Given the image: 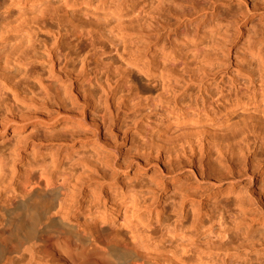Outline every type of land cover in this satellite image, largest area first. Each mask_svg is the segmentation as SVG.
Listing matches in <instances>:
<instances>
[{
  "label": "rangeland",
  "instance_id": "374dc122",
  "mask_svg": "<svg viewBox=\"0 0 264 264\" xmlns=\"http://www.w3.org/2000/svg\"><path fill=\"white\" fill-rule=\"evenodd\" d=\"M3 1L0 0V2ZM63 1L66 0L7 2L1 14L4 13L9 17H4V14L1 16L12 20L13 17L18 19L17 17L22 13L26 18L21 16V19L20 17L19 21L23 22L20 26L27 28L29 24L31 28L33 26L37 28L34 29L36 33L33 32L32 35H34L31 38L36 42L35 44L38 43L39 47L40 41H46L49 44L51 40H56L57 45L52 41L53 44L50 43V47L57 46L61 52L66 49L70 53V57L67 58L70 62L76 60L77 55H74L76 51L73 48L76 49L79 46L80 58L84 59L87 64L85 74L88 73L87 76L92 80L91 84L85 82L83 86H90L89 89L92 86L93 89H97L100 82L104 83L102 87L106 93L100 92L103 94L101 96L98 92L100 96L96 97L102 101L97 100L93 111L102 125L97 126L90 120L87 111L84 110V103L79 101V114H83L84 118L81 120L82 126H79V130L83 132L81 134L82 144L87 147L84 152L90 154L91 158L95 156V161L92 158L93 164H99L93 165L94 170L98 167L97 170L102 171L101 175L105 174L107 179H111L122 194L128 191L123 208L130 202V195H133L137 204L143 206L145 203L143 208L148 209L154 207L155 204L164 206L165 211L160 217L161 220L174 221L184 204L186 209L184 222L191 221L192 210L197 209V216L206 221V228L210 232L206 233L207 229L195 232L188 225L186 229H183L184 235H187L184 243L193 244L192 247L196 248L200 246L199 254L203 251L201 245L208 240L207 234L212 233L211 242L215 241L214 244H216L213 246L217 248L209 250V247H204L207 251L201 256L203 263L250 264L252 260L254 262L262 260L261 263L264 264V229L255 223L259 219L262 220L259 212L264 205V169L260 175L257 173L254 175L256 182L260 183V192L255 190V183L249 185L250 180L246 174L247 171L249 173L252 170L258 171V164L257 166L250 164L247 170L243 171L238 168L237 160H232L231 163L234 168L232 174L234 180L225 179L212 185L208 183L207 177H204L205 181L193 179L188 167L182 172L171 173V168L165 167L151 156L149 158L150 151L147 148L150 146L148 143L150 140L157 142L158 139L168 138L169 143H172L179 138H177L178 134L179 136L181 134L177 129L179 125L171 112H225L238 106H245V109L238 108L237 112L228 119L211 122L207 130L213 135L232 134L234 130L252 121L250 114L257 115V118L264 123V103L261 98L264 92V6L258 0H67L65 3ZM65 5L70 6L67 13L63 10ZM64 13L68 15L65 16ZM10 16H12L11 19ZM23 18L26 20L24 21ZM33 19L39 20L38 23L44 21L43 27L39 29L38 24L34 25ZM7 20L3 26H0V33L3 32L2 35H4L0 39V56L4 55V57L14 49L13 46L19 45L14 33L17 25L21 24L18 22L14 25L16 28L13 29L14 26H10L12 23ZM77 32V36L81 35V38L75 35ZM112 32H114L113 35H111ZM35 36L36 38H33ZM76 44L77 46H74ZM9 55L12 54L9 53ZM11 57L5 58L10 60ZM124 71L126 74L129 73L128 77L132 79L129 80L140 91L139 100L122 87L121 78L125 75ZM18 79L21 84L26 82L24 78L23 82H20L21 77ZM68 83L70 82H66V88ZM112 91L117 94L114 100L111 99ZM127 92H129L128 95ZM122 95L125 98L121 102L128 103L129 101L128 104L121 105L119 97ZM104 99L107 106H105ZM125 106L128 107L124 108ZM53 130L54 132L48 135L50 142L44 144L48 161L51 156L55 158L60 156L59 150L58 153L52 142L65 134L58 127ZM123 133L127 136L124 144H122ZM30 135L32 136L31 133ZM33 139L29 137L26 141L30 143ZM10 140L9 136L4 140L0 139V150H4ZM257 142L253 153L258 155L264 167V144L262 146L264 142L259 140ZM51 152L52 155L49 154ZM97 156L100 157L97 158ZM183 159L182 157L178 160L184 161ZM229 164L226 160L222 166L212 160L203 162L206 172H213L216 176L230 170ZM57 173L59 174L58 171H54L53 178L57 176L60 182L58 184L61 185L64 181L63 186L69 185L73 177L66 183L67 180H62L60 174L57 175ZM6 174L7 176H3L10 178L8 171ZM45 175L35 169L30 171V187H45L46 182L50 183L47 179L50 178V174L47 178ZM84 176H80L79 182L76 181V183L80 184L83 180L81 183L86 182L87 175L84 174ZM21 178V182L24 181V176ZM4 179H0L1 184ZM6 180L8 179H5V184L2 185L5 188L0 185L1 191L5 192L0 194V215L5 214L3 207L10 210V200L14 199ZM73 182L75 183L74 180ZM88 190V192L93 191L97 196L96 202H91L93 206H100L101 201L106 200L107 188L102 190L100 183L94 184ZM75 192L76 197L78 192L76 190ZM226 192L228 195L222 196ZM90 200L85 203L90 204ZM139 201L145 202L140 203ZM21 215V210H15L14 216ZM23 218L25 221L29 220L28 216ZM249 219L253 220L251 225L247 223ZM152 222L154 224L151 231L159 230V224L155 220ZM12 226V220L5 226L3 220L0 219V244L6 241L8 230ZM248 226H250L249 230H247ZM108 229L111 234L116 230L115 226ZM124 230L119 231L127 234ZM203 236L207 239H203ZM179 239L178 236L172 239L169 237L161 239L158 233L155 241L159 247H167L172 253L176 251ZM256 240L259 241L256 243ZM231 241L236 243L227 248L224 244L227 245ZM15 244L12 245V249L16 247ZM220 247L223 248L219 250ZM196 248H192L193 252H191V248L187 247L182 254L193 255L197 258ZM41 249L43 257L48 258L49 264H52L55 260L63 258L64 251L67 249L66 239L57 232L51 231L45 235ZM15 256L23 261L21 264H29L26 249L19 251ZM200 263L201 261H195L193 264Z\"/></svg>",
  "mask_w": 264,
  "mask_h": 264
},
{
  "label": "bare ground",
  "instance_id": "6f19581e",
  "mask_svg": "<svg viewBox=\"0 0 264 264\" xmlns=\"http://www.w3.org/2000/svg\"><path fill=\"white\" fill-rule=\"evenodd\" d=\"M15 1L24 2H22V0H4L0 2V26H3L4 22L7 20V18L4 17H9V15L6 16L4 13L5 16H1L3 15L1 14L2 9L5 8L7 2L12 3ZM66 1L63 2L65 3ZM258 2L264 6V0H258ZM69 9V5H65V9L63 8L65 13L69 12ZM12 16H10V19ZM21 16L24 15L21 13V15L17 17L18 19L13 17L12 20H18H14V22H17L16 24L12 20H7L13 24L10 23V25L7 22L12 27L17 25L18 22L21 23L17 25V28L16 26L13 27V29L16 28L14 35L19 41V45L13 46L14 49L5 56H12V59L10 58V60H8L9 58H5L4 55L0 56V139L4 140V138L8 136L11 139L4 150H0V179H4L8 171L10 178L6 177L5 179H8L6 180L7 184H9L8 189L11 195L14 196V199L10 200V206L13 209L10 208L9 210L2 206V210H4L5 214L0 215V219L3 220L5 226L10 220L13 221L12 228L8 230V238L3 244H0V264H21L23 261L17 259L15 254L23 249H26L28 253L29 264H49L48 258L43 257L41 254V245L43 244L45 235L51 231L57 232L66 239L67 243V249L64 251L63 258L61 260H55L52 264H193L195 261H201L200 264H205L202 260L203 257H201L203 252L207 251L204 247H209V250L217 248L213 246L215 241L211 242L213 240L211 237L212 233L207 234L208 240H206V235L203 236L206 242L204 241L205 246L201 245L203 251L199 252V254V245V247L196 248L195 246L192 247L193 244L186 245V243H184L187 235H184L185 232L183 229H186L188 225H190V228L195 230V232L201 231V229H207L205 230L206 233L210 232L209 229L206 228V221L197 216V209L192 210L193 215L192 218H190L191 221L187 220V222H184V214L186 211L184 204H182L183 207H181V212L179 211V214H177L179 216H177V219L174 221L169 219L165 221L161 220L160 217L165 211L164 206L155 204L154 207L148 209L147 207L143 208V206H145L143 202L145 201H139L143 203V206L137 204V201L133 199V195H130V202L123 208V204H125L124 199L128 191L122 194L111 179H107V176L103 173V175H101L102 171L99 172L100 170H97L98 167L96 169L97 171L94 170L93 165L96 166L99 164L95 162V164H93V157L91 158L90 154L88 155L84 152V149L87 147L82 144L81 134H83V132L81 133V129L79 130L81 120L84 118L82 117V112V115L79 114L78 103L79 101L84 103V110L87 111L88 117L95 125H102L101 122H99V118L97 119L95 117L96 114H93V111L95 103L100 99L96 97L98 96V92L104 91L102 87L104 83L100 82L97 89H93L92 86V89L90 88L91 90L88 88L90 86L84 87L83 83H90L92 80L87 76L88 73L85 74L87 72V64L84 59L80 58L81 54L78 51L79 46H77V44L74 45L77 46L76 49L73 48V50L76 51L74 55L77 56L76 60L73 62L67 59L70 57V53H68L66 49L61 52L57 46L52 45L51 47H54L53 49L50 47L49 44L54 40H51L49 44L46 41H40L41 43L38 47V43L35 44L36 42L31 39L36 33L34 31L36 27L34 28L33 26L32 29L29 27V24V28L20 26L23 24V22L19 21ZM37 19H33V22H35L34 25L38 24L37 27L40 29V27L44 25V21L38 23L39 20L37 21ZM25 20L26 19H24V21ZM116 23L118 22L116 21ZM76 29L79 31L78 27H76ZM33 32L34 34L32 35ZM115 33H117V31ZM2 34L3 32L0 33V39L2 36L4 37ZM113 34L114 32H112L111 35ZM75 35L77 36L78 32L77 34L75 33ZM36 36L33 38H36ZM79 38H81V35ZM34 40L37 41V39ZM55 42L57 41L55 40L54 44ZM57 43L55 45H57ZM113 44L115 45V43ZM9 53L12 55L10 56ZM117 71H120V69ZM117 73L120 74V72ZM124 73L125 75H123ZM123 74V77L121 75L123 86L122 84L120 85L126 88L134 98L139 100L140 91L134 83H131L132 81L130 80L132 79L128 77L129 73L126 74V71H124ZM20 77V82H23V78V80L26 79V82L24 81L22 84L19 83L18 78ZM118 77H120V75H118ZM97 81L96 83H98ZM115 81L117 82V79ZM66 82H70L67 88L65 87ZM69 87H71V89ZM124 90L121 92L124 93L126 91ZM112 92L111 99L114 100L117 94L115 91ZM129 92L126 94L128 95ZM104 93L106 92L104 91ZM100 95L103 96L102 93H100ZM107 95L108 94H106V96ZM123 95L119 97L120 102L125 98L124 96H126ZM261 98L264 103V92ZM99 101L98 103H100ZM115 103L114 107L116 109ZM128 103L123 101L121 105H126ZM106 104L105 101V106H107ZM126 107L128 106L124 108ZM238 108L245 109V106H238L225 112H171L174 114L175 121H177L179 125L177 129L181 134L180 136L178 134L177 138H179L176 142L174 141L175 143H169L168 138L158 139L157 142H153V140L148 141V143H150V146L147 147L150 151L148 154L149 158L151 156L165 167L168 166V168H171V173L175 174L182 172L184 168L188 167L193 179L200 181L204 180V177H207L208 183L210 182L212 185L218 184V182L220 183L225 179L234 180L232 175L234 172V168L231 164L232 160H237L239 163L238 168L243 171L247 170L250 164L255 166L258 164V171L252 170L250 173L247 171L246 174L250 180L249 185L255 183V190L260 192V183L258 184V182H256L254 175L255 173L260 175L264 167L260 159H258V155L253 153V149L257 146L258 140L264 142V123L257 118V115L250 114V119H252V121L244 124L240 129L237 128L238 130H234L232 134L213 135L207 130L211 122L228 119L237 112ZM55 127H58L59 130L65 134L62 133L64 135H61L56 141L52 142L54 144L53 146H56L57 152L59 150L60 156H58V158L51 156L50 161H48L46 158L47 153L45 154L46 150H44V144L50 142L48 135L54 132L53 129ZM27 133H31L32 136H29ZM123 135L122 144L127 140L126 134L123 133ZM29 137H32V139L34 138L30 143L26 141ZM263 144L264 143H262V146ZM49 154L52 155V152ZM99 157L100 156H97V158ZM182 157L184 161H179L178 159ZM94 158L96 157L94 156ZM94 158L93 160L95 161ZM211 160L217 162L219 166H222L223 162L226 160L230 163V170L228 169L226 173H221L220 176H216L213 172H206L203 162H209ZM97 163H99V161H97ZM34 169L38 170L42 175L46 174V178L50 174V178H47L50 183L46 182L47 184H45V187H30L29 173ZM54 171H58L62 180H67L66 183L68 179L72 177L75 183L71 179L69 185L66 184V186H63L65 184L64 181L61 185L58 184L59 179L57 180V176L53 178ZM94 171L96 172L94 173ZM59 174L57 173V175ZM84 174L87 175L86 182L81 183L84 181L81 179L83 181L77 184L76 181H78L80 176H84ZM22 176H24V181L21 182ZM5 179L1 181V186L5 184ZM173 181L174 180H172V182ZM97 183L101 184L102 190L107 188L105 192L106 200L104 202L102 200L100 206H93L91 202H96L97 196L93 191L88 192V189L92 188L93 185ZM77 186H79L80 190ZM2 188H5V186H2ZM75 190L78 192L76 197L74 196L76 194ZM1 193L3 192L0 189V194ZM227 195L228 192L224 193L222 196ZM219 197L221 198V196ZM87 200H90V204L85 203ZM106 202H108V205H106ZM260 209L261 211L259 214L262 216V220L259 219L258 222H254L264 229V205H262ZM15 210H21L22 215L14 216ZM25 216L29 217L28 221L24 220L23 217ZM250 219L247 223L251 225L253 220ZM153 220L160 226V229L157 231H151L154 224L152 222ZM112 226L116 228L113 234H111L108 229ZM249 227L250 226L247 227V230H249ZM123 229H125L124 231H126L127 234H122L120 232ZM158 233L161 239H166L168 237L172 239L175 236L180 237L178 242L176 241L177 247L175 248V252L172 251L171 253L167 247H159L158 243L155 241ZM258 241L259 240H256V243ZM14 243H16V247H14L16 249H12ZM17 243L19 244L17 245ZM233 243L236 242L231 241L227 243V245H224L228 248L233 245ZM220 244L222 245L221 242ZM187 247L191 248V252H193L192 248H196L198 257L183 255L182 253ZM221 248L223 247L218 249L221 250ZM224 261L225 260H223V263H225ZM252 261L254 262V260ZM261 261L256 260L254 263L249 262L250 264H263Z\"/></svg>",
  "mask_w": 264,
  "mask_h": 264
}]
</instances>
